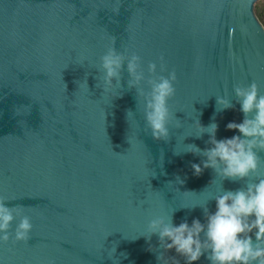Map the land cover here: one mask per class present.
Segmentation results:
<instances>
[{"label": "water", "instance_id": "1", "mask_svg": "<svg viewBox=\"0 0 264 264\" xmlns=\"http://www.w3.org/2000/svg\"><path fill=\"white\" fill-rule=\"evenodd\" d=\"M254 2L0 0V197L22 206L33 225L26 243H0V264H158L148 250L158 238L141 236L154 215L203 223L195 206L241 186L222 183L211 169L193 175L190 163L201 157L173 149L208 146L207 134L183 141L196 134L197 119L207 126L215 116L217 139L239 135L226 129L243 120L234 84L255 81L264 94V26ZM112 37L118 51L142 57L145 72L160 56L175 70L169 104L181 127L168 143L143 131L142 103L127 89L126 73L120 97L95 87L93 65ZM86 72L89 92L75 83ZM225 93L235 107L217 113L216 96ZM207 206L215 211L214 200Z\"/></svg>", "mask_w": 264, "mask_h": 264}, {"label": "clouds", "instance_id": "2", "mask_svg": "<svg viewBox=\"0 0 264 264\" xmlns=\"http://www.w3.org/2000/svg\"><path fill=\"white\" fill-rule=\"evenodd\" d=\"M159 63V74L157 73ZM157 62H148L146 72L142 57L134 50L123 48L118 51L115 38L99 57L98 65H93L97 75L95 87L102 89L101 96L122 89L121 80L127 74V89H135L136 101L142 103L143 131L154 141L168 143L171 130L181 127L169 101L176 95L175 70L167 71L163 56ZM83 66V59L78 61ZM167 71V75L162 73ZM86 72L83 81H75L78 89L89 92ZM233 94L240 105L243 120L240 123L229 122L227 130H235L239 135L231 138L217 139L218 124L213 116L207 126L197 119L193 125L195 135L183 136L201 139L207 134V147L201 149L194 143L184 144L183 151L173 149V155L192 154L201 157L200 163H190L193 175L200 176L205 169H211L215 177L240 183L235 190H223L209 201H215V211L210 212L208 202L200 207L204 222L194 218L191 224L187 219L178 225L173 223V215H154L147 223L144 235L146 241L152 236L158 238V248L149 243V251L157 253L158 264H194L204 257L209 264H264V94L260 93L255 81L245 85L234 84ZM123 95L115 94L114 98ZM235 105L227 94L216 96V112L233 109ZM19 114V109H17ZM132 114L126 111V119ZM127 143L130 144L127 136ZM163 152L161 151V160ZM156 173L154 172L153 177ZM169 183H172L171 181ZM175 183L182 185L184 180L175 177ZM8 197H0V243H26L33 228L30 217L22 215L23 207L7 206ZM144 203V202H141ZM192 207V208H195ZM188 208V209H192ZM173 213V212H172ZM19 217L15 229L12 222ZM140 237V236H139ZM138 238V237H137ZM174 256L165 258L169 251ZM115 248L109 250V259L113 257ZM126 257V254L121 253Z\"/></svg>", "mask_w": 264, "mask_h": 264}, {"label": "trees", "instance_id": "3", "mask_svg": "<svg viewBox=\"0 0 264 264\" xmlns=\"http://www.w3.org/2000/svg\"><path fill=\"white\" fill-rule=\"evenodd\" d=\"M253 10L264 26V0H255Z\"/></svg>", "mask_w": 264, "mask_h": 264}]
</instances>
